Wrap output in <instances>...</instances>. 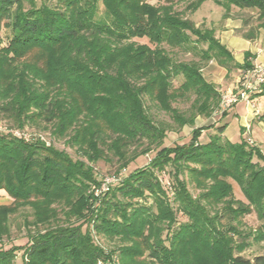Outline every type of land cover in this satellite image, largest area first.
Listing matches in <instances>:
<instances>
[{"label":"trees","instance_id":"1","mask_svg":"<svg viewBox=\"0 0 264 264\" xmlns=\"http://www.w3.org/2000/svg\"><path fill=\"white\" fill-rule=\"evenodd\" d=\"M151 1L0 0V29H7L5 45L0 35V118L13 124L0 125V193L12 204L32 206L28 224L36 229L22 246L21 264H264V253L240 254L264 241L259 147L245 138L225 139V123L206 127L213 133L204 141L202 127L186 143L163 145L169 125L155 121L150 107L178 126L193 124L196 115L208 117L219 107L220 93L205 79L202 63L227 67L233 55L214 28L196 26L173 8L180 0ZM204 1L192 0L186 9ZM212 1L226 10L257 9L264 30V0ZM164 44L198 58L175 60ZM250 57L246 51L243 63L234 65L251 68ZM174 79H181L175 88ZM188 93L193 113L186 116L171 103ZM263 94L264 84L254 95ZM32 123L65 139L78 156L45 136L25 140L13 132ZM148 152L146 164L126 172ZM107 155L118 163L111 175L124 172L95 195L92 187L100 180L91 164ZM165 172L171 188L160 178ZM229 180L246 203L234 199ZM6 211L0 207V235ZM252 211L260 223L242 228V217ZM92 231L119 244L103 248ZM17 249L0 250V264H14Z\"/></svg>","mask_w":264,"mask_h":264},{"label":"rangeland","instance_id":"2","mask_svg":"<svg viewBox=\"0 0 264 264\" xmlns=\"http://www.w3.org/2000/svg\"><path fill=\"white\" fill-rule=\"evenodd\" d=\"M36 1L38 4L42 1L50 5L56 3V0ZM190 1L192 0L173 1V8L177 11L182 12V15L192 20L196 26L202 28H214L215 36L219 38L221 42L222 40H224L225 42L228 37L234 36L236 38L249 40L252 44L257 43L260 45L264 43V30L262 28H259L257 25L259 22V12L257 11V9L238 8L236 6H230L228 10H226L224 7L216 5L212 0H206L201 3L196 10L190 11L186 9L187 3H189ZM151 3L157 4L159 3V1L152 0ZM98 14H103V7L101 4L99 5ZM0 35L3 37L2 45H5V36L7 35V29L2 27L0 29ZM132 40L139 43L147 42V39L145 38H134ZM163 47L169 51L170 55L175 60L189 61L196 60L198 58L197 55L192 54V52L188 50L186 51L184 49L171 48L168 47L166 44H164ZM239 52H235L237 55V59H239ZM233 58L234 60L231 63H228L227 67L219 66L214 60L202 63V73L205 79L215 85V88L220 93V97L225 93L235 91L238 87L237 81L243 69L238 68L234 65V63H236L234 55ZM236 78L237 80L235 81ZM180 81L181 79H174L172 87L175 88L180 83ZM193 98L194 95L188 93L187 96L184 98H177L173 100L171 105L175 107L179 112L188 116L193 113V109L191 107ZM253 104H256L258 108L263 109L264 97L259 99V101L253 100ZM233 105H231L227 109H224L223 111L227 113V111ZM150 107L151 113L153 114L155 121H161L163 124L169 125V129L167 130L166 136L163 139V145L173 146L175 144L186 143L190 140L191 132L195 129H199L202 127H205V129L202 130L199 139L201 141H204L208 138L209 134L213 133V128L206 129V127L222 124L224 123V121H226L227 125L224 132L225 139L231 142H239L242 138H245L251 144L253 143L250 139H253L257 142V144H260L259 149L261 153L264 154V130H262V128L258 126H253L251 130L241 128L237 119L234 118L233 113L234 111H237L238 114H243L247 113L248 111L245 106L239 105L238 102L235 107L233 106L234 110L230 109L231 112H228V115L225 117L223 115V112L219 111L220 108L218 107L214 109L208 117L196 115L194 117L193 124L189 126L185 124L182 126H178L173 122V120L169 117L167 113L158 111L151 105ZM0 125H5L6 127L13 126L12 121L7 120L5 118H0ZM42 126V123H32L30 125L24 126L22 132L25 133V137L40 135L41 139H43V136H45L46 138H49L52 144H54L57 148L64 149L73 157L78 156L74 148H71L65 143V139L54 137L47 128L45 129ZM13 132L15 131L13 130ZM150 156L151 152L139 156L134 162L130 163L127 166L126 172H129L135 167L146 164L149 161ZM254 161H256L255 158ZM260 163L262 162L260 161ZM91 165L93 166L94 171L97 173L98 179L104 180L108 178V181L111 180V174L117 171L118 167L116 158L112 155H107V158L99 160ZM160 178L164 180V184L167 183L165 185L166 188H171L170 186L172 182L169 178L168 173L165 172L164 177ZM229 181L232 184L234 199L241 200L242 202L246 203V199L244 198L239 186L234 181ZM189 189L192 194H195L196 191L193 188L189 186ZM11 201L12 198L9 195H7L6 193H0V207H6L7 210V213L5 214L6 232L0 235V250L9 249L11 247L17 246L18 249L15 251L13 261L14 264H21L22 260L26 259L22 246L28 240V233L36 230L33 228L31 223L28 224V222H32L33 220L34 209L29 204L15 205L12 204ZM62 217L63 215L59 213L58 220L62 219ZM184 220L185 217L179 214L177 215L178 222H183ZM241 222V227L244 229H248L255 228L260 223V220L257 218L256 213L252 211L248 214H245L242 217ZM54 224L55 222H53V224L51 225ZM43 228L44 227H40L37 229L42 230ZM91 234L93 235L94 241L103 248L111 249L119 244L118 239L106 238L104 236L94 234L93 231ZM262 253H264V241H260L258 243L252 242L240 254L245 257L252 258L257 254Z\"/></svg>","mask_w":264,"mask_h":264},{"label":"built area","instance_id":"3","mask_svg":"<svg viewBox=\"0 0 264 264\" xmlns=\"http://www.w3.org/2000/svg\"><path fill=\"white\" fill-rule=\"evenodd\" d=\"M264 84V62L253 64L251 68H247L241 71L238 81L237 88L233 92H228L220 97L219 108L220 112L227 109L231 105L237 102H245L250 105L253 109L254 114H257L255 105L253 104L252 94L260 91L261 86ZM16 134L22 136L25 140H28L31 136L25 137L24 132L15 131ZM124 171L117 175H112L111 180L99 179V188L92 187V191L95 195H99L101 192L106 191L110 184H113L120 180L121 175ZM105 178V177H104ZM104 182V183H102ZM102 185V186H101ZM101 186V187H100ZM97 189V190H96Z\"/></svg>","mask_w":264,"mask_h":264},{"label":"crops","instance_id":"4","mask_svg":"<svg viewBox=\"0 0 264 264\" xmlns=\"http://www.w3.org/2000/svg\"><path fill=\"white\" fill-rule=\"evenodd\" d=\"M222 43H224L226 45V47L229 49V51L232 53V55H234V57L236 59V63H238V64L243 63L244 53L246 51H249L253 56V57L249 58L251 64L264 62V43L260 44V45L257 43L252 44V43H250L249 40L236 38L234 36L228 37L225 42H224V40H222ZM235 52L240 53L238 56L239 59H237V55ZM236 80H237V78L235 79V81ZM263 97H264V94L263 95L252 94V98L254 101H256V100L259 101V99H261ZM236 104L237 103H235L233 106L235 107ZM238 104L245 106L247 111H248L247 113H243V114H238L237 111H234V113H233L234 118L237 119L241 128L251 130L253 128V126H258V127L262 128V130H264V107H263V109L258 108L257 105L255 104L257 114H254V111L250 107L249 104H247L245 102H238ZM232 107L230 109L234 110V107L233 108ZM230 109L227 111V113H225L224 117L228 115V112L229 113L231 112ZM224 123L227 125L226 121H224ZM225 129H226V127H225ZM225 129L222 133L223 137H224ZM250 140L252 141V143L254 145H257L259 147L260 144H257V142L255 140H253V139H250Z\"/></svg>","mask_w":264,"mask_h":264}]
</instances>
